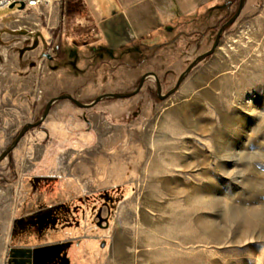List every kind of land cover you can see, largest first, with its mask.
Masks as SVG:
<instances>
[{
    "label": "rangeland",
    "instance_id": "374dc122",
    "mask_svg": "<svg viewBox=\"0 0 264 264\" xmlns=\"http://www.w3.org/2000/svg\"><path fill=\"white\" fill-rule=\"evenodd\" d=\"M239 5L109 52L49 11L0 9V264L55 246L37 264H264V0H244L214 48ZM111 93L125 96L89 106Z\"/></svg>",
    "mask_w": 264,
    "mask_h": 264
},
{
    "label": "crops",
    "instance_id": "0c3cea01",
    "mask_svg": "<svg viewBox=\"0 0 264 264\" xmlns=\"http://www.w3.org/2000/svg\"><path fill=\"white\" fill-rule=\"evenodd\" d=\"M229 1L81 0V11H69L67 0H46L34 8L49 11L47 24L65 38L88 39L89 45V39L101 38L119 50L134 42L151 50L169 44L177 33L198 32L202 24L221 18ZM11 15L0 16V22Z\"/></svg>",
    "mask_w": 264,
    "mask_h": 264
},
{
    "label": "water",
    "instance_id": "95a60500",
    "mask_svg": "<svg viewBox=\"0 0 264 264\" xmlns=\"http://www.w3.org/2000/svg\"><path fill=\"white\" fill-rule=\"evenodd\" d=\"M16 4H17V3L14 2V3H12V4L10 5V7H14ZM243 4H244V0H240V5H239L238 10H237V12L235 13V15H234V16L232 17V19H230V20L227 22V24H225V25L220 29V31L218 32V35H217V38H216V41H215V44H214V48H215V47L217 46V44H218V41H219V39H220V37H221V34H222V31H223L224 27H225L226 25L232 23V22H233V21H234L239 15H240V13H241V11H242V8H243ZM25 6H26L25 1H21V2H20V6H19V8H20V9H24ZM209 53H210V52H207V53H205V54L199 56L198 58H196V59L190 64V66L187 68V70H186L185 72H183L182 75L180 76V78H179V80H178V82H177L176 87L179 86V84H180L181 81L183 80V77L186 75V73H187L188 71H190V70L195 66V64H196L201 58H203L204 56L208 55ZM144 79H145V77H143L142 80L140 81L139 89H141V87L143 86ZM139 89H138V90H139ZM138 90H137L136 92H138ZM136 92H135V93H136ZM170 93H172V91H170L168 94H170ZM107 95L116 96V97H123V96H125L124 94H115V93L105 94V95H100V96H98V97L96 98V100H95L93 103H91L89 106H93V105H95V104L98 103L103 97H105V96H107ZM61 97H64V96H61ZM68 97H71V96H68ZM51 103H52V102H50V104H49L48 107L46 108L43 117L40 119V122H43V121L45 120V118L47 117L48 112H49V107H50ZM16 140H17V139H16ZM11 148H12V146H11L7 151L4 152V154L0 157V160H1L2 157H4L6 154H8V152L10 151Z\"/></svg>",
    "mask_w": 264,
    "mask_h": 264
},
{
    "label": "flooded vegetation",
    "instance_id": "af4514ba",
    "mask_svg": "<svg viewBox=\"0 0 264 264\" xmlns=\"http://www.w3.org/2000/svg\"><path fill=\"white\" fill-rule=\"evenodd\" d=\"M112 49V47L109 45H98L97 47L95 46L93 49L95 50H106V51H108L109 49ZM109 52V51H108ZM63 54H65V56L67 57V60L66 61H64V63L65 64H73V62L74 61H77L78 60V50H77V48H68V49H65L64 51H63ZM97 104V103H96ZM43 250H45V249H43ZM43 250H38V251H36L35 253H34V258L36 259L35 261H36V263L35 264H37V262H38V260L40 259V257H45V258H48L47 260L48 261H51V259H50V256H52L55 252H56V246L55 247H53V249L50 251L51 253H50V255L49 256H47L46 257V254H42L43 253ZM46 252H49L48 250H46ZM52 254V255H51ZM58 258L55 260V261H53V264H61V261H62V258L61 257H59V256H57ZM39 264H40V262H39Z\"/></svg>",
    "mask_w": 264,
    "mask_h": 264
},
{
    "label": "built area",
    "instance_id": "2783aa9c",
    "mask_svg": "<svg viewBox=\"0 0 264 264\" xmlns=\"http://www.w3.org/2000/svg\"><path fill=\"white\" fill-rule=\"evenodd\" d=\"M21 1H25L26 6L34 7V6H37L40 3L45 2L46 0H0V9L6 8V7H10V5L12 3H14V2H16L17 4H20ZM19 10H21V9L19 8ZM14 20L16 22H19L20 18L19 17H15ZM24 28H27V27L25 26Z\"/></svg>",
    "mask_w": 264,
    "mask_h": 264
},
{
    "label": "bare ground",
    "instance_id": "6f19581e",
    "mask_svg": "<svg viewBox=\"0 0 264 264\" xmlns=\"http://www.w3.org/2000/svg\"><path fill=\"white\" fill-rule=\"evenodd\" d=\"M105 164V163H104ZM103 164L102 163H100V166H102ZM104 167V166H103ZM81 171H82V173H83V175L85 176V177H88L89 175H90V170H89V168L86 166V165H81ZM111 170V169H110Z\"/></svg>",
    "mask_w": 264,
    "mask_h": 264
}]
</instances>
